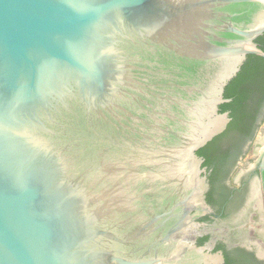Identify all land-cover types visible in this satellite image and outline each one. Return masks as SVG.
Instances as JSON below:
<instances>
[{"label":"water","instance_id":"1","mask_svg":"<svg viewBox=\"0 0 264 264\" xmlns=\"http://www.w3.org/2000/svg\"><path fill=\"white\" fill-rule=\"evenodd\" d=\"M262 35L264 0H0V264H225L197 152Z\"/></svg>","mask_w":264,"mask_h":264},{"label":"flooded vegetation","instance_id":"2","mask_svg":"<svg viewBox=\"0 0 264 264\" xmlns=\"http://www.w3.org/2000/svg\"><path fill=\"white\" fill-rule=\"evenodd\" d=\"M258 39L255 43L260 46ZM263 119L264 106L256 124H260ZM258 143L255 139L247 141L243 148L229 156L221 167L214 183L215 205L208 201V194L212 189L209 177L213 169H208L204 163L201 166L202 170H206L201 176L206 178L208 185L203 195L209 211H205L197 219L203 226L194 232V240L199 247L211 246L212 252H221L225 263V253H228L231 264H264V238L257 237L259 235L256 229L264 224V213L261 216L258 210H255L258 189L264 212V191L260 182L264 153L257 151ZM252 145L256 156L247 161L245 157ZM205 237L209 239L201 241ZM218 245L223 248L217 249Z\"/></svg>","mask_w":264,"mask_h":264},{"label":"trees","instance_id":"3","mask_svg":"<svg viewBox=\"0 0 264 264\" xmlns=\"http://www.w3.org/2000/svg\"><path fill=\"white\" fill-rule=\"evenodd\" d=\"M260 48L264 51V36L258 39ZM224 98L230 102L220 106L221 113H229L231 122L227 129L216 136L197 154L205 160L204 166L213 169L209 180L212 186L208 194V201L215 205L213 200L214 183L221 167L229 156L239 152L247 141H253L264 122L257 123L258 115L264 106V59L249 56L241 71L227 85ZM209 237L203 238L205 242ZM223 248L218 245L217 249ZM226 263L231 264L228 253H225Z\"/></svg>","mask_w":264,"mask_h":264},{"label":"bare ground","instance_id":"4","mask_svg":"<svg viewBox=\"0 0 264 264\" xmlns=\"http://www.w3.org/2000/svg\"><path fill=\"white\" fill-rule=\"evenodd\" d=\"M258 150H261V154H263L264 153V134H263V136H262V138L259 140V143H258V145H257V151ZM256 192H257V201H256V205H255V210H258V212L261 214V216H262V214L264 213L263 212V202H262V198L260 197V193H259V191H258V189L256 190ZM264 219V218H263ZM264 223V220L262 221V224ZM256 229H258L257 231H258V235L259 236H257L258 238H264V224L262 225V226H258V228H256ZM256 237V238H257ZM257 238V239H258ZM250 239H252V238H250ZM255 239V238H254ZM256 240V239H255ZM259 241V240H258Z\"/></svg>","mask_w":264,"mask_h":264},{"label":"rangeland","instance_id":"5","mask_svg":"<svg viewBox=\"0 0 264 264\" xmlns=\"http://www.w3.org/2000/svg\"><path fill=\"white\" fill-rule=\"evenodd\" d=\"M263 130H264V122H263V124L261 125L260 129L258 130V132H257V134H256V137H255V140H256V141H259V140L262 138V136H263ZM258 152L260 153L261 150H258ZM255 154H256V153H255V148H254L253 145H252V146L250 147V149L248 150L245 159H246L247 161H250V160H252V159L255 158V156H256Z\"/></svg>","mask_w":264,"mask_h":264}]
</instances>
